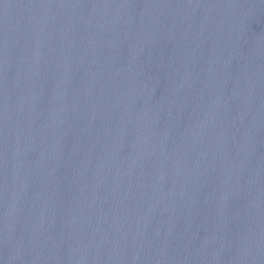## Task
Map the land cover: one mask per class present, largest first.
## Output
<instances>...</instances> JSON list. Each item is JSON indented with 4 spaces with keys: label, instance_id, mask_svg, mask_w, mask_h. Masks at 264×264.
<instances>
[{
    "label": "water",
    "instance_id": "obj_1",
    "mask_svg": "<svg viewBox=\"0 0 264 264\" xmlns=\"http://www.w3.org/2000/svg\"><path fill=\"white\" fill-rule=\"evenodd\" d=\"M264 15V0H0V217Z\"/></svg>",
    "mask_w": 264,
    "mask_h": 264
}]
</instances>
